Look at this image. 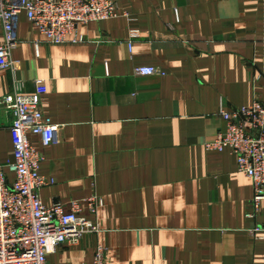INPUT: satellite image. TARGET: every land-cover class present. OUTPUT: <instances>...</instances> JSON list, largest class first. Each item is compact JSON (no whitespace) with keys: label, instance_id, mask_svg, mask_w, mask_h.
<instances>
[{"label":"crops","instance_id":"obj_1","mask_svg":"<svg viewBox=\"0 0 264 264\" xmlns=\"http://www.w3.org/2000/svg\"><path fill=\"white\" fill-rule=\"evenodd\" d=\"M114 1L118 16L80 25V44L49 43L21 13L16 68L0 70V97L37 93L61 126L47 147L29 136L53 180L42 202L79 200L100 228L59 245L47 264H92L98 246L106 264H264V200L247 217L252 180L228 149L204 145L224 128L221 107L264 102L262 0ZM11 121L0 108L2 165ZM91 196L102 199L96 214Z\"/></svg>","mask_w":264,"mask_h":264},{"label":"built area","instance_id":"obj_2","mask_svg":"<svg viewBox=\"0 0 264 264\" xmlns=\"http://www.w3.org/2000/svg\"><path fill=\"white\" fill-rule=\"evenodd\" d=\"M261 3L264 70V0ZM21 13L51 44L84 43L80 25L119 14L114 0H0V70L16 68L11 54L19 45L16 29ZM137 35V30L129 33L130 51L131 40ZM135 74L163 76L164 72L154 66H138ZM0 108L12 116L9 134L13 147L12 160L0 163V264H47L48 256L59 245L77 244L85 234L99 232V224L82 215L79 200L45 205L40 198V189L53 180L40 173L44 156L30 143L29 136H39L42 146L47 147L58 142L61 126L45 116L39 95L6 93L0 97ZM218 115L224 128L207 138L204 145L208 150L228 149L238 172L252 180V211L246 215L254 218L264 200V102L254 100L229 110L221 107ZM6 170L13 174L12 182L7 180ZM85 203L96 214L102 199L91 196ZM103 253V247L98 246L92 264H106Z\"/></svg>","mask_w":264,"mask_h":264}]
</instances>
